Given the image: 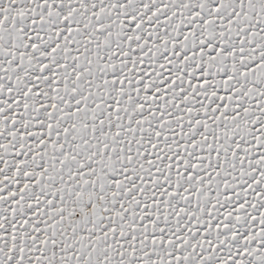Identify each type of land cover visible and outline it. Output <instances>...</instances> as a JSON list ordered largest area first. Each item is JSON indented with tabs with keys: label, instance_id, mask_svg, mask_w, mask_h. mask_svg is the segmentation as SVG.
<instances>
[{
	"label": "snow or ice",
	"instance_id": "1",
	"mask_svg": "<svg viewBox=\"0 0 264 264\" xmlns=\"http://www.w3.org/2000/svg\"><path fill=\"white\" fill-rule=\"evenodd\" d=\"M0 264H264V0H0Z\"/></svg>",
	"mask_w": 264,
	"mask_h": 264
}]
</instances>
